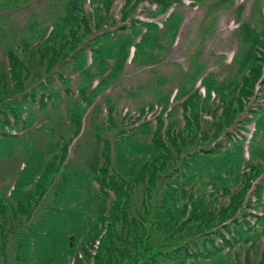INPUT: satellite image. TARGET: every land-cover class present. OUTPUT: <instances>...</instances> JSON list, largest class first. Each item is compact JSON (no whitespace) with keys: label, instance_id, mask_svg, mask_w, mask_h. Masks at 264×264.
I'll return each mask as SVG.
<instances>
[{"label":"trees","instance_id":"obj_1","mask_svg":"<svg viewBox=\"0 0 264 264\" xmlns=\"http://www.w3.org/2000/svg\"><path fill=\"white\" fill-rule=\"evenodd\" d=\"M161 1L168 10L179 0ZM88 17L94 25L95 16ZM82 21L90 20L58 17L45 44L46 49H54L53 38L69 31V46L61 44L59 50L71 53L69 60L75 61L78 76L94 67L106 73L98 86H92V94L106 82L111 62L116 70L122 68L131 47L145 48V55L146 47L157 41L155 34L176 33L166 18L161 28L153 20L131 21L124 32L111 30L86 38L92 26L84 29ZM243 25L250 35L252 28ZM7 58V67L0 68V264H264V105L256 104L249 110L251 115L240 117V126L228 133L230 137L226 134L212 146L201 145L217 138L224 125H231L233 114L239 112L237 100L250 94L244 93L257 77H242L236 94L219 88L228 100L217 109L210 94L216 92V84L205 79L207 94L199 98L195 73L182 72L187 82L172 97L162 98L170 106L166 118L157 116L153 130L149 121H137L134 127L147 143L134 136L119 141L116 165L109 174L108 139L103 150L95 145L77 163L73 157L65 158L69 142L64 134L42 140L32 133L37 114L63 111V103L77 136L81 118L73 123L71 116L80 111L78 98L87 100L82 94L85 88H80L81 93L68 86L60 89L51 75L47 84L43 80L33 84V77H41L35 78L38 71L33 63L27 65L32 53L23 63ZM243 63L247 67L249 61ZM46 65L50 70L51 63ZM35 66L41 68V62ZM28 85L36 86L26 90ZM175 106L184 107L181 122L175 120ZM250 124L255 130L249 139L244 131ZM96 130L97 136L100 129ZM62 142L65 146H60ZM173 156L179 158L182 171L168 179L165 190L153 200L152 191L161 177L158 172ZM11 175L12 183L3 188L4 177ZM132 179L147 190L138 205L131 200ZM41 182L51 184V207L34 219L32 211L45 194ZM17 217L23 218L24 225Z\"/></svg>","mask_w":264,"mask_h":264},{"label":"rangeland","instance_id":"obj_2","mask_svg":"<svg viewBox=\"0 0 264 264\" xmlns=\"http://www.w3.org/2000/svg\"><path fill=\"white\" fill-rule=\"evenodd\" d=\"M221 1L223 0H179L178 5L165 10L161 7L165 2L161 0H76L72 3L70 0H20L17 3L14 0H0V68L7 67V55L23 63L32 53V59L27 65L33 63V70L38 71L35 78L41 77L35 80L33 77V84L37 85L35 81L43 80L42 84L45 85L48 83L47 76L51 75V80L60 89L68 86L77 93L80 88H85L82 94L88 96L87 100H80L79 97L80 111H74L71 116L73 123L81 118L77 136L74 137L75 127H72L69 111L65 110L63 103L61 108L64 113L60 109L37 114V120L31 126L32 133L42 140H55L59 133L64 134L65 141L69 142L65 158L73 157L78 163L83 161L93 146H100V150H103V141L108 139L109 174L116 165L119 141L125 142L134 136L137 141L147 143L148 140L138 134L139 130L134 127L137 121H149V129L153 130L157 116L162 114L166 118L170 106L162 98L166 94L172 97L187 82L182 72L195 73L199 98L207 94L204 89L206 80L216 84V92L211 91L210 94L215 97L217 109L228 100L222 96L224 91L220 93L219 88L227 87L232 94H236L242 77H257L252 85L248 84V93H244L250 94L244 100H237L240 101L239 112L233 114L231 125H224L217 138L201 142L202 146H212L217 140H223V136L233 132L235 126L238 125L239 128L238 119L243 116L246 118L250 114L249 110L256 104L264 105V0ZM74 16L79 21H88L89 18V25L80 22L85 26L84 29L92 26V31L86 38L111 30L124 32L131 21H137V24L153 20L161 28L166 18V23L169 22L176 33H168L169 36L155 34L157 41L152 42V47H146L145 55V48L136 50L131 47L122 68L116 70V64L111 62L112 65L105 71L109 72L106 82L101 85L97 94H92V86H98L100 78L106 73H103L102 68L94 67L90 68L89 73L78 76L80 70L76 69L75 61L69 60L71 53L66 48L59 50L61 44L69 46L68 30L63 31L57 40L53 38L57 43L53 46L59 44L57 47L46 49L45 38L48 31L55 27L52 25L57 22V18ZM88 16H95L94 25L93 19ZM243 24L252 28L250 35L246 33ZM170 30L172 29H168ZM23 42L26 43L25 48L22 47ZM40 54H44V58L41 59ZM87 56L90 62L89 53ZM244 60L249 61L247 67ZM38 62H41V68L35 66ZM175 62L180 63L183 68H177ZM47 63H51L50 70ZM61 74L64 78H61ZM62 79L68 80V83H62ZM201 80L205 81L201 83ZM32 86H26V90ZM109 108L112 110L110 115ZM175 109V120L181 122L184 107L175 106ZM203 118L208 120L209 116L203 115ZM164 125H167V121ZM246 126L244 134L250 139L255 127L252 124ZM96 128L100 129L97 136ZM96 140H99L97 144ZM60 146H65V143H60ZM52 148L51 145L49 151ZM50 161H53V154H50ZM179 164V158L173 156L172 160L165 163V170L158 172L161 177L157 181V188L152 191L153 200L165 190L168 179L181 173ZM12 177L5 176L1 186L8 187L12 183ZM47 183L41 182L45 194L32 211L34 219L51 207L52 187ZM27 188H31V185ZM146 191L132 179L131 200L133 199L134 205L139 204ZM109 197L113 199L112 192H109ZM16 220L22 222L23 218L17 217Z\"/></svg>","mask_w":264,"mask_h":264},{"label":"bare ground","instance_id":"obj_3","mask_svg":"<svg viewBox=\"0 0 264 264\" xmlns=\"http://www.w3.org/2000/svg\"><path fill=\"white\" fill-rule=\"evenodd\" d=\"M229 65H230V63H229ZM175 66L177 67V68H179V67H182L183 68V66L180 64V63H178V62H175ZM185 68V67H184ZM76 162L78 163V161L76 160Z\"/></svg>","mask_w":264,"mask_h":264}]
</instances>
